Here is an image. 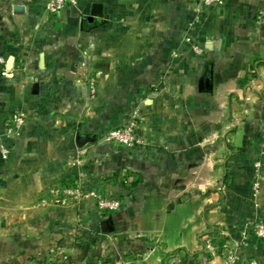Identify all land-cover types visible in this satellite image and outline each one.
I'll use <instances>...</instances> for the list:
<instances>
[{
	"label": "crops",
	"instance_id": "obj_1",
	"mask_svg": "<svg viewBox=\"0 0 264 264\" xmlns=\"http://www.w3.org/2000/svg\"><path fill=\"white\" fill-rule=\"evenodd\" d=\"M47 1L0 0L1 217H27L35 234H100L95 200L60 211L36 202L80 181L121 200L112 218L131 264H221L216 236L264 264V0H79L55 15ZM94 2L104 17L91 21ZM89 85L96 109L78 92ZM134 108L145 144L108 143ZM80 132L96 140L79 147Z\"/></svg>",
	"mask_w": 264,
	"mask_h": 264
},
{
	"label": "rangeland",
	"instance_id": "obj_2",
	"mask_svg": "<svg viewBox=\"0 0 264 264\" xmlns=\"http://www.w3.org/2000/svg\"><path fill=\"white\" fill-rule=\"evenodd\" d=\"M51 82L52 81H50V84ZM45 89L50 91L49 86ZM78 92L81 93V98L88 99L87 103L84 102L85 107L89 104L88 108L93 106V108L96 109V103L93 102L94 95L96 94L94 86L89 85L87 90L84 89ZM79 104L81 106L83 102H79ZM135 106L136 105H134V107ZM124 107L127 109L129 105L124 104ZM137 109L140 112V109ZM16 113L19 112L17 111ZM20 116L24 119L23 114L11 118L14 128L23 124L24 121L21 124H17V119ZM139 116L141 119V113H139ZM144 144L145 139L143 145ZM4 146L5 145H0V154L4 160H8L9 156L4 158L2 155V147ZM67 183L68 182L56 183L53 187L65 185ZM50 190L43 193L36 201L40 211L43 209L48 210L49 208L53 210L56 209V211L65 209L67 206L57 203L53 199ZM47 197L49 201L44 202V199L47 200ZM112 214V212H103V221L108 220ZM1 216L2 215H0V264H33V262L35 264H131L136 257L135 252L125 249L121 235L117 234L116 231L112 229L111 224L103 226L104 229L97 235L85 234L80 230L62 228L55 231L52 230L51 232L45 228L44 230H38V233L35 234V230L32 227L29 229L24 227L27 217L25 221H23L20 214L12 215L13 217L11 216L9 218L5 217L7 220ZM1 226L4 227L1 228ZM32 232L35 235H32ZM214 239V245L216 247L215 252L219 262L221 264H228V261H230L228 256L232 248L227 246L221 236H216ZM173 264L201 263L189 262V260L184 257H176L173 260Z\"/></svg>",
	"mask_w": 264,
	"mask_h": 264
},
{
	"label": "built area",
	"instance_id": "obj_3",
	"mask_svg": "<svg viewBox=\"0 0 264 264\" xmlns=\"http://www.w3.org/2000/svg\"><path fill=\"white\" fill-rule=\"evenodd\" d=\"M79 0H48L46 3V10L49 14L55 15L63 9L76 6ZM205 6H213L223 2V0H202ZM256 22L259 25L264 24V9H260L256 15ZM190 40V38H188ZM193 51L196 55H203L205 48L199 42L193 43ZM5 58L0 55V65H4ZM95 91V89H94ZM139 110L134 108L130 111V118L127 123L120 127L111 129L105 136V140L110 144L121 146H140L143 145L144 139L139 131ZM23 122L22 116L17 119V124ZM2 155L4 158L9 156V149L2 147ZM263 165L261 162H257L256 168H260ZM256 180L253 183V190L259 191L260 188V174L256 172ZM53 199L64 206L78 205L81 202L93 199L96 201L97 206L103 212L113 213L121 208L122 202L117 198H110L103 195L98 189H88L80 181H70L65 185H57L51 190ZM49 201L44 199V202ZM256 232L264 237V226L262 224L256 225ZM228 264H234L240 262L242 264H260L255 258H243L234 249L230 250Z\"/></svg>",
	"mask_w": 264,
	"mask_h": 264
},
{
	"label": "water",
	"instance_id": "obj_4",
	"mask_svg": "<svg viewBox=\"0 0 264 264\" xmlns=\"http://www.w3.org/2000/svg\"><path fill=\"white\" fill-rule=\"evenodd\" d=\"M104 17V5L102 3L99 2H94L90 15L87 16L88 20H96V19H102ZM12 60L13 58L11 57L8 60V67L10 68V65L12 64ZM94 140H96L95 135H92L90 133H82L80 132L77 136V141H78V145L79 147H83L85 144L89 143V142H93ZM113 218L112 216H110L108 218V220L103 221L102 222V226H106L108 224H111L112 229L114 230V224H113Z\"/></svg>",
	"mask_w": 264,
	"mask_h": 264
}]
</instances>
